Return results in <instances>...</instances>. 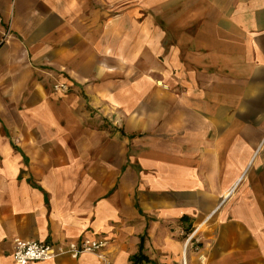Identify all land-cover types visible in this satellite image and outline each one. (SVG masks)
I'll use <instances>...</instances> for the list:
<instances>
[{"label": "crops", "instance_id": "1", "mask_svg": "<svg viewBox=\"0 0 264 264\" xmlns=\"http://www.w3.org/2000/svg\"><path fill=\"white\" fill-rule=\"evenodd\" d=\"M84 237L264 264V0H0V264Z\"/></svg>", "mask_w": 264, "mask_h": 264}, {"label": "built area", "instance_id": "2", "mask_svg": "<svg viewBox=\"0 0 264 264\" xmlns=\"http://www.w3.org/2000/svg\"><path fill=\"white\" fill-rule=\"evenodd\" d=\"M63 85H55L54 88L61 90ZM64 88V87H63ZM196 229L186 234L184 245L198 249L199 240L196 237ZM109 239L106 237L81 238L78 241L65 243L26 241L19 238L13 241L12 259L15 264H29L53 260L61 255L77 258L81 254L90 253L96 256L99 264H112L109 252ZM181 264H186L183 257Z\"/></svg>", "mask_w": 264, "mask_h": 264}, {"label": "rangeland", "instance_id": "3", "mask_svg": "<svg viewBox=\"0 0 264 264\" xmlns=\"http://www.w3.org/2000/svg\"><path fill=\"white\" fill-rule=\"evenodd\" d=\"M55 85H60V86L63 85V86H62V88H60L61 90H57V89L54 88ZM52 88H53L54 91H56L58 93H61V94H66V93L70 92V86H68V84H66V83H64V84H57L56 83V84L52 85ZM101 126H105V123H102Z\"/></svg>", "mask_w": 264, "mask_h": 264}, {"label": "trees", "instance_id": "4", "mask_svg": "<svg viewBox=\"0 0 264 264\" xmlns=\"http://www.w3.org/2000/svg\"><path fill=\"white\" fill-rule=\"evenodd\" d=\"M136 258H138V257H136Z\"/></svg>", "mask_w": 264, "mask_h": 264}]
</instances>
